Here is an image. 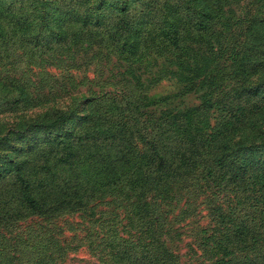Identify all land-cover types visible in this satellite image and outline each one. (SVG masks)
I'll use <instances>...</instances> for the list:
<instances>
[{
	"label": "rangeland",
	"instance_id": "374dc122",
	"mask_svg": "<svg viewBox=\"0 0 264 264\" xmlns=\"http://www.w3.org/2000/svg\"><path fill=\"white\" fill-rule=\"evenodd\" d=\"M0 264H264V0H0Z\"/></svg>",
	"mask_w": 264,
	"mask_h": 264
},
{
	"label": "trees",
	"instance_id": "16d2710c",
	"mask_svg": "<svg viewBox=\"0 0 264 264\" xmlns=\"http://www.w3.org/2000/svg\"><path fill=\"white\" fill-rule=\"evenodd\" d=\"M150 144H151V146H154V148H155V145L153 143H150ZM219 149L225 151L228 156L230 155L229 154L230 148H229L228 145H226V144L220 145L219 146ZM18 177H19V179L22 182L21 185H20V192H21V195L24 198V200L27 201V202H29V203L36 204V205L40 206L41 204L39 203V201L36 198L32 197L30 195V193L28 192L27 185L25 184L24 175L22 173H20L18 175Z\"/></svg>",
	"mask_w": 264,
	"mask_h": 264
}]
</instances>
